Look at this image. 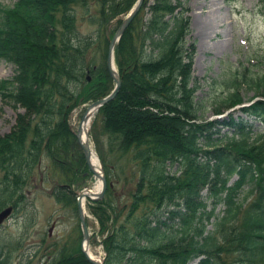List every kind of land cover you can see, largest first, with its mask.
I'll list each match as a JSON object with an SVG mask.
<instances>
[{"label":"trees","instance_id":"trees-1","mask_svg":"<svg viewBox=\"0 0 264 264\" xmlns=\"http://www.w3.org/2000/svg\"><path fill=\"white\" fill-rule=\"evenodd\" d=\"M135 1L0 5V60L14 66L0 94L26 109L14 132L0 137V211L22 209L25 188L43 160L48 163L44 178L54 184L49 195L76 210L75 192L92 181V174L70 116L112 90L105 60L114 30H107L113 22L119 26ZM185 5L184 0H144L114 50L121 87L92 122L94 131L107 137L110 156L90 133L107 187L102 199L86 203L98 226L103 264H188L198 257L199 264H264V55L259 72L230 74L214 94L197 98ZM79 21L93 27L92 34L82 36ZM243 89L253 91L248 106L223 119L204 118L208 105L221 115L242 104ZM125 168L130 173L123 184L134 189L119 208L114 196ZM77 230L62 242L56 258L43 264H89ZM5 248L0 264H11L12 252Z\"/></svg>","mask_w":264,"mask_h":264},{"label":"rangeland","instance_id":"rangeland-1","mask_svg":"<svg viewBox=\"0 0 264 264\" xmlns=\"http://www.w3.org/2000/svg\"><path fill=\"white\" fill-rule=\"evenodd\" d=\"M15 1L0 0V5L11 6ZM184 1L186 2L184 18L188 22L186 45L188 50L192 51L191 75L193 81L198 85L195 94L197 98L202 99L206 98L207 94H214L218 84L222 85L230 74L238 76L245 69L251 70V73L262 70L263 64L259 62V57L264 55V0ZM208 13L213 14L214 19L220 23L216 33L211 34L209 37L204 30V21ZM78 27L81 35L85 37L92 34L94 29L84 21H79ZM116 28L117 25L113 22L107 31ZM15 53L25 54L20 49H15ZM13 73L14 66L1 60L0 84L11 80ZM223 90L224 88L216 93L219 94ZM241 95L243 105H247L248 99L253 96V91L243 89ZM85 106L83 104L71 113L70 124L73 130L77 128ZM25 111L24 107L18 104L14 105L12 102H8L7 99L3 100L0 94V137L14 132L17 117ZM226 113L227 111L224 110V114ZM214 114L211 106L208 105L204 118L212 119L215 117ZM259 126V122L254 123L255 128H259ZM89 127V132H92V135L98 139L100 150L110 156L107 151V137L101 135L98 132L99 130L95 132L92 122ZM92 146L98 154L97 142L96 144L92 142ZM126 162L127 158L120 159V163L125 164ZM47 164V161L43 160L40 165L41 168L37 167L33 171L32 181L25 188L26 204L24 203L22 209H19L16 214L12 209L13 215L4 219L0 225V247H6V252H12L11 264H43L47 260H53L56 258L62 242L69 235L75 232L78 233V218L73 207H62L56 204L49 195L54 184L50 180H46L42 173ZM169 169L170 173L176 172L175 166H171ZM127 173H130V171L125 168L122 180L117 187V193L114 196L120 199V202L118 201L119 208L122 207L126 199L128 200V192L134 189L132 183L127 186L123 184ZM1 175L2 173H0V178ZM94 180L88 183V188L94 184ZM202 194L204 195L205 191ZM115 202H117V199H115ZM220 209L221 207L218 206L216 211ZM29 213L31 217L28 216ZM86 214L88 216L86 220L88 231L91 237H95V243L89 246L90 251L97 259H102L103 251L98 244L100 241V236L97 235L98 226L87 210ZM141 214L139 212L138 217ZM123 215H125V211ZM121 220H124V217ZM26 227L28 228L26 229ZM43 238H45V243H42ZM35 243L40 248H38L37 254L33 255ZM51 244L52 247L48 249L52 254L48 257L47 254L50 251H46L45 248ZM28 255L32 257H30L31 261L26 263L29 258ZM196 262L193 264H196Z\"/></svg>","mask_w":264,"mask_h":264},{"label":"water","instance_id":"water-1","mask_svg":"<svg viewBox=\"0 0 264 264\" xmlns=\"http://www.w3.org/2000/svg\"><path fill=\"white\" fill-rule=\"evenodd\" d=\"M143 1L144 0H136V2L134 4V6L132 7V9L130 10L129 14L122 20L120 26L115 31L113 37L109 40L107 56H106V71H107L109 77L111 78V80L113 82V89L111 90V92L107 96L92 102L91 104H89L86 107L83 115L81 116L78 127L73 132L75 139H76V142L82 151V155L84 157V161H85V164H86L88 170L91 172V174L95 178H98L101 182V189L97 193L90 192L91 195H88L90 190H88L87 188H84L83 190L76 192V195H77L76 210H77V216H78L80 229H81V235H82L80 248H81V252L85 256L86 260L90 264H102V262L97 260V259L90 258L88 256L87 250L85 248V245H86V247L89 246L90 234H89L88 228L86 226V216H85L83 201L85 199H89L92 201L102 199L104 194H105V190H106V179H105V174H104L102 164L99 161L98 157L96 156V153L92 149L91 144L89 143V137H88V132L86 130V125L89 123L92 116L102 106L113 101L119 92V89L121 87V79L117 73L115 63H114V48H115L117 42L122 37V35L124 34L125 30L128 28V26L133 21L134 17L139 12ZM83 134H84V138H83ZM93 155H95L97 160H98V164H99L98 171L91 164V158ZM10 213H11V208H7V209L3 210L2 212H0V223L4 219H6L10 215Z\"/></svg>","mask_w":264,"mask_h":264},{"label":"bare ground","instance_id":"bare-ground-1","mask_svg":"<svg viewBox=\"0 0 264 264\" xmlns=\"http://www.w3.org/2000/svg\"><path fill=\"white\" fill-rule=\"evenodd\" d=\"M219 26H220V23L217 22V21L214 19L213 14H209V13L206 14L205 21H204V30H205V33H207V36H208V37H209L211 34L216 33V30H217V28H218ZM88 126H89V123L86 125V130H88ZM84 133H85V132H84ZM83 138H84V134H83ZM91 164H92L93 167L96 168L97 171H98V169H99V164H98V160H97V158H96L95 155H93L92 158H91ZM88 187H89V186H88ZM88 187H87V189L90 190L89 193H88V195H91L90 192H92V193H97V192H99L100 189H101V182H100V180H99L98 178H95V180H94V184H93L90 188H88ZM89 246H90V244H89ZM89 246L86 247V245H85V248H86V250H87V254H88V256H89L90 258L95 259V256L91 253ZM87 262H88V261H87Z\"/></svg>","mask_w":264,"mask_h":264}]
</instances>
